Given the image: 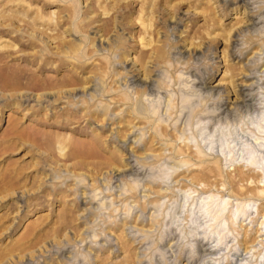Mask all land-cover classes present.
<instances>
[{"label":"rangeland","instance_id":"obj_1","mask_svg":"<svg viewBox=\"0 0 264 264\" xmlns=\"http://www.w3.org/2000/svg\"><path fill=\"white\" fill-rule=\"evenodd\" d=\"M248 2L251 11L264 8V0ZM240 4L246 7L244 0H0V264H31L29 254L47 242L68 231L82 234L85 201L70 188L49 187L53 171L86 176L95 186L128 165L127 150L113 137L124 139L143 121L131 112L109 121L91 108L73 109L76 97L103 84L101 102L110 109L143 112L142 100L134 105L121 94L125 85L141 96L166 95L161 87L179 83L181 66L192 61L189 74L200 80L201 93L211 92L208 81L223 90L211 92L219 103L225 96L240 100L247 72L257 69L244 64L248 51L232 57L241 49L238 38L232 45L233 34L244 25L241 31L255 34L261 26L250 25ZM109 50L116 60L103 54ZM159 131L190 165L182 181L220 191L233 207L254 201L245 243L255 242L264 219V161L246 163L252 157L243 141L227 152L225 142L207 158L176 143L171 128ZM161 147L156 135L145 144L151 153ZM113 233L119 242L97 251L95 264H136V245L122 227Z\"/></svg>","mask_w":264,"mask_h":264},{"label":"clouds","instance_id":"obj_2","mask_svg":"<svg viewBox=\"0 0 264 264\" xmlns=\"http://www.w3.org/2000/svg\"><path fill=\"white\" fill-rule=\"evenodd\" d=\"M240 7L242 14H250L261 25L255 34L241 31L245 25L233 34L232 45L238 38L241 49L239 57L232 55L231 45L232 57L242 59L243 52L248 51L250 55L243 62H255L253 67L257 69L247 72L248 85L241 90L244 99L229 102L225 96L219 103L220 98L211 92L223 90L210 87L208 81L211 92L201 93L200 80L189 74L192 61L181 66L179 83L172 79L161 87L166 95L141 96L125 85L127 90H121V94L134 105L142 100L146 105L143 112L135 107L129 111L128 105L123 111L110 109L101 102L103 84L94 93L75 98L70 105L73 109L91 108L109 121L131 112L143 123L132 126L124 139L113 137L128 152V165L122 173L104 175L94 186L86 176L65 170L52 172L49 187L70 188L77 199L85 201L80 217L84 229L79 236L68 231L35 254L30 253L31 264H95L97 251L119 242L113 233L117 227H122L136 245V264H264V219L259 237L245 243L256 220L250 216L256 211L254 201L241 200L233 207L220 191L208 190L203 183L182 181L181 174L190 165L170 151L172 141L159 131L161 126L171 128L176 143L190 145L207 158H212L225 142L230 146L225 148L227 152L243 141L252 157L246 163L254 166L256 161H264V8L251 11L243 4ZM103 54L111 61L118 56L111 50ZM147 86L152 85L149 82ZM153 135L162 145L158 154L145 149Z\"/></svg>","mask_w":264,"mask_h":264},{"label":"bare ground","instance_id":"obj_3","mask_svg":"<svg viewBox=\"0 0 264 264\" xmlns=\"http://www.w3.org/2000/svg\"><path fill=\"white\" fill-rule=\"evenodd\" d=\"M244 2H245V0H244ZM245 4H246V7H248V5H249V2H248V0H247V2H245ZM249 17H250V14H249ZM250 21H251V23H250V25H252V26H256L257 24H259V22H255V21H253L252 19H251V17H250ZM251 26V27H252ZM136 78V81H137V76H135L134 77V79ZM245 78H246V80H245V84H242L241 85V89H240V94H241V90L243 89V88H247V85H248V83H247V81H248V77L247 76H245ZM70 81H74V78H73V80L71 79V80H69L68 82H70ZM67 82V81H66ZM205 84V83H204ZM91 88H94L93 86H91ZM213 88V87H212ZM215 89H219V88H215ZM210 90V89H209ZM221 90V89H220ZM253 89H251L250 91H252ZM241 99H244V97L243 96H241L240 97V100ZM9 252V251H8Z\"/></svg>","mask_w":264,"mask_h":264}]
</instances>
